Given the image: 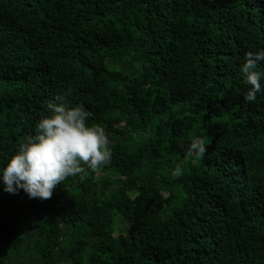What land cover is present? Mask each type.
<instances>
[{"label": "trees", "instance_id": "16d2710c", "mask_svg": "<svg viewBox=\"0 0 264 264\" xmlns=\"http://www.w3.org/2000/svg\"><path fill=\"white\" fill-rule=\"evenodd\" d=\"M261 50L264 0H0V173L69 89L112 151L48 200L0 180V264H264Z\"/></svg>", "mask_w": 264, "mask_h": 264}, {"label": "clouds", "instance_id": "9594fccd", "mask_svg": "<svg viewBox=\"0 0 264 264\" xmlns=\"http://www.w3.org/2000/svg\"><path fill=\"white\" fill-rule=\"evenodd\" d=\"M259 61H264V50L249 51L241 66L244 82L251 86L244 96L246 102H254L264 88L261 84L264 73L256 71ZM71 94L69 89L47 102L50 115L37 122L35 133L19 144L0 173L4 192L18 194L23 190L29 199L48 200L67 178L86 175L88 170L99 174L111 163L112 151L105 128L99 124L89 126L87 121L92 113L82 104L71 105L68 100ZM208 139L207 136L193 137L186 157L203 159L208 151ZM171 174L173 179L179 178L183 168L178 164Z\"/></svg>", "mask_w": 264, "mask_h": 264}]
</instances>
